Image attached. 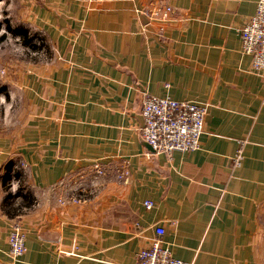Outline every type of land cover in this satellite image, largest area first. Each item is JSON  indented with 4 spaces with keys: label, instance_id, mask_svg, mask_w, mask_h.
Instances as JSON below:
<instances>
[{
    "label": "crops",
    "instance_id": "1",
    "mask_svg": "<svg viewBox=\"0 0 264 264\" xmlns=\"http://www.w3.org/2000/svg\"><path fill=\"white\" fill-rule=\"evenodd\" d=\"M258 1L69 0L46 61L0 69V264H134L159 227L184 262L264 264ZM144 94L208 105L200 148L155 153Z\"/></svg>",
    "mask_w": 264,
    "mask_h": 264
},
{
    "label": "built area",
    "instance_id": "2",
    "mask_svg": "<svg viewBox=\"0 0 264 264\" xmlns=\"http://www.w3.org/2000/svg\"><path fill=\"white\" fill-rule=\"evenodd\" d=\"M243 53L252 57V70L264 77V0L257 2L256 12L240 29ZM208 105L193 101H176L144 94L142 102L141 135L157 154L192 152L201 146ZM147 208L153 206L146 203ZM165 230L156 228L149 248L141 250L134 264H191L176 259L165 246ZM9 254L18 259L25 254L26 230L20 222L14 223L8 238Z\"/></svg>",
    "mask_w": 264,
    "mask_h": 264
},
{
    "label": "rangeland",
    "instance_id": "3",
    "mask_svg": "<svg viewBox=\"0 0 264 264\" xmlns=\"http://www.w3.org/2000/svg\"><path fill=\"white\" fill-rule=\"evenodd\" d=\"M68 1L0 0V69L14 71L30 67L32 60L45 62L51 43L44 26L67 22ZM5 82L0 78V92H15L11 85L4 89Z\"/></svg>",
    "mask_w": 264,
    "mask_h": 264
},
{
    "label": "trees",
    "instance_id": "4",
    "mask_svg": "<svg viewBox=\"0 0 264 264\" xmlns=\"http://www.w3.org/2000/svg\"><path fill=\"white\" fill-rule=\"evenodd\" d=\"M25 37H26V39L28 40V33L26 32V34H25Z\"/></svg>",
    "mask_w": 264,
    "mask_h": 264
},
{
    "label": "water",
    "instance_id": "5",
    "mask_svg": "<svg viewBox=\"0 0 264 264\" xmlns=\"http://www.w3.org/2000/svg\"><path fill=\"white\" fill-rule=\"evenodd\" d=\"M148 144V143H147ZM149 145V144H148ZM150 146V145H149ZM150 148L153 150V148L150 146ZM154 151V150H153Z\"/></svg>",
    "mask_w": 264,
    "mask_h": 264
}]
</instances>
